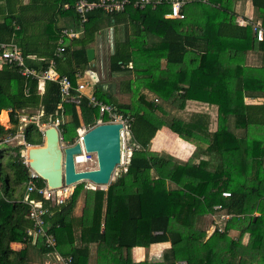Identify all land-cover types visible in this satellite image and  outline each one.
<instances>
[{
  "label": "trees",
  "instance_id": "1",
  "mask_svg": "<svg viewBox=\"0 0 264 264\" xmlns=\"http://www.w3.org/2000/svg\"><path fill=\"white\" fill-rule=\"evenodd\" d=\"M129 1L123 12L89 11L79 28L76 0H29L26 5L0 0V9L6 12L0 20V43H14L29 68L45 70L53 60L54 70L69 79L71 94L77 74L82 76L90 65L86 50L96 35L113 26L125 31L122 39L114 38L108 67L111 73L128 77L120 89L131 100L117 103L100 84L94 85V95L131 119L134 149L106 190H85L81 183L64 204L46 203L52 216H43V221L55 237L58 253L71 256V264H88L91 249L95 264H150L131 262L132 249L168 242L170 247L157 264H264V103L245 102L264 99V0H192L182 7L183 19L165 17L170 12L167 2L139 10L132 7L135 0ZM245 1L254 9V18L240 26L235 8ZM64 5L68 9L63 10ZM35 10L48 15L47 21L26 17ZM61 16L73 19L81 33L64 38L63 52L55 56L64 29L58 24ZM258 21L261 41L250 24ZM38 85L37 80L20 76L17 68L0 66V114L8 111L10 124L9 128L0 124V142L16 134L18 116L25 110L41 112L39 125L61 119L59 130L66 144H73L82 125L107 121L85 98L78 108L62 104L57 83L45 81L42 93ZM174 93L179 94L180 110L186 101L216 106V130H208L202 114L187 121L168 120L157 103H167ZM39 125L33 121L25 125L26 145L42 144ZM163 127L196 146L186 162L149 150ZM24 148L22 144L0 148V264H32V249L40 255L51 251L41 239L33 241L27 234L32 221L29 206L22 202L28 181ZM36 185L43 187V180ZM82 192L85 199L77 217L74 210ZM222 192L230 196L222 197ZM39 198L35 192L28 194L30 200ZM217 205L232 215L222 233L212 227L210 218Z\"/></svg>",
  "mask_w": 264,
  "mask_h": 264
},
{
  "label": "built area",
  "instance_id": "2",
  "mask_svg": "<svg viewBox=\"0 0 264 264\" xmlns=\"http://www.w3.org/2000/svg\"><path fill=\"white\" fill-rule=\"evenodd\" d=\"M192 0H135L132 4V7L135 9L142 10L146 8V6H151V8H155L156 6L162 4L163 2H167L170 5V12L165 16L169 19H183L185 15L182 12V7L186 4L191 2ZM205 1V0H204ZM130 4L129 0H96V1H88V0H76L74 5V12L78 16L79 20V28L82 26L86 21V14L93 9L100 8L103 10L105 14H114L123 12L125 7ZM64 9H68V5H64ZM253 33L255 34V38L257 41H261L263 39V31L260 28V25L257 23L253 26ZM79 33V31H73V29H62L61 31V38L58 43V47L55 50L54 55L60 56L63 52V40L64 38L73 39ZM81 33V32H80ZM61 44V45H60ZM7 65L13 66L18 69V73L24 79L28 80H37L38 91L39 93L43 92L44 82L51 81L55 82L59 86L60 90V97L61 103H73L78 108L82 98H85L88 101V104L92 108H97L98 112L101 116L105 115L107 121H103L102 119L98 120L97 124H105V123H118L122 125L120 130V144H121V157L119 166L125 165L123 157V150H127L131 152V148L128 149L126 147V137L130 133V125L131 119L129 117H124L121 113H119L116 108L112 104H108L104 101L98 100L94 95V89L90 88V82L82 79V76L77 74V82L76 88L74 89L75 94H71L72 85L69 79L66 76H60L54 70V62L53 60L50 61L49 66L45 70H36L33 68H29L25 65L24 58L21 54L20 49L12 42L8 43H0V66ZM88 73H92L89 71V67L86 70ZM90 75V74H89ZM91 77V76H90ZM92 79V78H91ZM42 84L43 88L40 89L39 86ZM91 84L94 85V82L91 81ZM89 88L91 91L90 93H86V89ZM61 104V105H62ZM61 105L58 106V109H62ZM63 118V117H61ZM9 124V116L6 121ZM61 119H55L54 121H50L48 126H53L58 131L59 142L63 144V138L59 130V126L61 124ZM6 123V124H7ZM4 128H8L5 125H2ZM43 132V130H40ZM78 131V130H77ZM86 132V131H85ZM84 134V133H83ZM82 134V135H83ZM82 135L77 133V137L74 140L73 144L79 142L82 146ZM21 136V135H20ZM15 135L7 136L0 142V147L9 145L15 140ZM23 138V135L21 136ZM73 144H64V147L71 146ZM24 147H29L24 142ZM84 150H82V153ZM74 155V166L75 171H85V170H92L96 167V158L93 153H86V158L83 162L84 165L92 164L94 167H86L82 170L76 169V160L80 155ZM23 155V163L25 167L27 166V161L25 155ZM129 161V159H128ZM127 161V163H128ZM125 167V166H124ZM40 179V177L33 172L32 170L28 169V181L26 183V195L23 198L22 202L26 203L29 206L28 218L32 221V228L27 232L29 236L33 238V241L37 239L42 240V245L48 249H51L50 253L54 255L58 264H71L72 258L71 256H62L57 251V245L55 237L52 233L48 232L46 224L43 221V216L51 217L52 213L50 212L49 208L46 206V203H50L51 205L60 206L64 204V202L71 196L72 192L66 194L67 186H63L60 189H49L44 182V186L41 188H37L36 181ZM89 189V188H88ZM73 191V190H72ZM35 192L41 196L39 199L30 200L28 199V194ZM222 197H229L230 194L228 192H222ZM214 213L211 214L210 218L212 220V227L216 229L219 233L223 232V225L224 221H228L232 218L231 214L226 213L222 210L220 205H217L213 208Z\"/></svg>",
  "mask_w": 264,
  "mask_h": 264
},
{
  "label": "water",
  "instance_id": "3",
  "mask_svg": "<svg viewBox=\"0 0 264 264\" xmlns=\"http://www.w3.org/2000/svg\"><path fill=\"white\" fill-rule=\"evenodd\" d=\"M87 61L94 59V49L86 50ZM121 124H97L82 135V146L79 142L63 147L59 142L58 131L53 126H48L42 132V144L30 146L24 153L28 169L35 172L49 189H60L63 186H73L81 182L104 187L111 181L115 168L120 163ZM1 148V147H0ZM82 150L94 153L96 167L92 170L75 171L74 155H79Z\"/></svg>",
  "mask_w": 264,
  "mask_h": 264
},
{
  "label": "rangeland",
  "instance_id": "4",
  "mask_svg": "<svg viewBox=\"0 0 264 264\" xmlns=\"http://www.w3.org/2000/svg\"><path fill=\"white\" fill-rule=\"evenodd\" d=\"M243 4H244V2H242V6H243ZM237 14L238 15L236 16V23L238 25H240V26L245 25V23H246L245 20L246 19L244 18V15H243V7H241L240 9H237ZM63 22L66 23L65 24V28L66 29H72L74 27L73 19L66 21V19L64 18ZM250 24L253 27L257 23L251 22ZM258 24L260 25L259 21H258ZM61 25H64V24L61 23ZM122 36H123V32L121 30H119L118 32L116 31L115 34H114V32L112 30H109L108 28L104 29L102 34H98L97 40L93 44V49H94V52H95L94 59L91 61L90 65H89V71H91L92 74L95 75V80H93V78L91 79V77H90L91 75H89V73L86 70L82 74V79L90 82V88L92 87L94 89V85H96V84L102 85V87L105 90H108L110 95L113 97V99L119 104H125V103H128L131 100V95L128 94V93L122 92L121 89H120L121 88V83H123L125 81V79H128V77H126V75H122V73H120V74L111 73L109 71V67H108V62H109L108 58L113 52L114 38L117 37L118 39H122ZM149 40L151 41L152 39L149 38ZM77 81L78 80H76V82ZM91 81L94 82V85L91 84ZM90 91L91 90L89 88L86 89V93H90ZM141 92H142V94H144L146 96L147 100H152L153 96L149 92H147L145 89H142ZM245 102L251 103L250 100H245ZM157 104H159L167 112V114L169 116L168 120H170L171 118L178 117V118H182L185 121H187L188 117L192 113V111L183 112L180 109H178V107L180 106V98H179V94L178 93L172 94L170 96V98L168 99L167 103L159 101ZM6 115H7V118H8V114H6ZM28 115H33V116L32 117H30V116L28 117ZM40 117H41V112H39V111L25 110V112H21L19 114V116H18V120H19L20 126H19V128H18V130H17V132L15 134V136L16 135L17 136L15 137V140L12 143H10L9 145L10 146H16L18 144H22L23 141H22V137L21 136H22V131H23L25 125L28 124L31 121H33V122H35V124L39 125V118ZM63 118H64L63 119L64 122H67L69 120V117H63ZM98 120H100V119H98ZM98 120L95 122V125H97ZM2 122H4V121H2ZM2 122L0 121L1 124H5L6 123V122H4V123H2ZM94 126H84V125H82L81 128L83 127L84 128L83 130L87 131V130L91 129ZM9 127H10V124H9ZM47 127H48V123L47 124H43V125H39V129L40 130H43L44 128H47ZM76 132L78 133L77 130H76ZM125 139H126V142H125L126 143V147L128 149L131 148V151H132L134 149V146L132 145L133 144L132 143L133 140H132V138L130 136V133L127 135V137ZM176 142H178V141H176ZM64 144H66V142H63V144H61V145H63V147H64ZM153 146H155V144ZM27 148L28 147H26V148H24V150H22L23 154L26 152ZM155 153L157 154L158 152H155ZM130 155H131L130 151L123 150V157H124V160H125L124 162H126V163H125V165H121V166L118 165L115 168L114 173L111 176V181L109 183L113 182L118 177V175L122 172V169L124 168V166L127 165V161L129 159ZM86 167H94V165H92V164L76 165V169L77 170H82V169H84ZM81 183L84 184V189L85 190L88 189V188H89V190H106L107 186L109 185L108 184V185H106L104 187H99V186L90 184L88 182H81ZM81 183H78V184H81ZM76 185L67 186L66 187L67 191L65 193L68 194L69 192H72V190L74 189V187ZM84 199H85L84 192H82L80 194L79 198H78V202L80 201L79 207L81 206V204H82V207H83ZM79 210L82 211V209H79ZM205 222H206V225H207L208 219ZM205 222H204V225H205ZM223 223L225 224V221ZM31 258H32L31 263H33V264H58V262L55 260V257L52 254L40 255L38 253V251H36L35 249L31 250Z\"/></svg>",
  "mask_w": 264,
  "mask_h": 264
},
{
  "label": "crops",
  "instance_id": "5",
  "mask_svg": "<svg viewBox=\"0 0 264 264\" xmlns=\"http://www.w3.org/2000/svg\"><path fill=\"white\" fill-rule=\"evenodd\" d=\"M28 2H29V0H21L22 5H26ZM1 6H2V3L0 2V7ZM239 7L240 8L243 7V15H244V18L246 19L245 22L248 21V20L251 21L254 18V9L249 4V2L245 1L243 6H242V4L238 5L235 9H240ZM63 10H65V9H63ZM5 13L6 12H4V11H2L0 9V20H1V15L3 16V15H5ZM37 13H38L37 10L31 11L30 14H28L26 12V17H28V19H29L30 17L33 16V17H38L37 20L39 19L41 22H46L47 21L48 15H46V14L39 15ZM67 18H65V19H67ZM63 20H64V17L61 16L60 20L58 21V24L59 25H61V23L62 24H66V23L63 22ZM128 27H130V25ZM63 28L66 29L65 25H63ZM72 29L75 32L78 31V29H76L75 26ZM108 29L112 30L114 32V34H115L116 31L117 32L119 31V27L118 26L109 27ZM103 31H104V29L99 34H102ZM129 33L130 32H128V34ZM77 34H78L77 36H80V30H79V33L77 32ZM123 36H125V31L123 32ZM97 37H98V35H96L95 42L97 40ZM62 40L64 42V39H62ZM63 45H65V43H63ZM92 48H93V45H92ZM94 55H95V52H94ZM39 88L40 89L43 88L42 84H40ZM248 100H250L251 103L253 102V104H255V103H258V104L259 103H264V99H255V100L248 99ZM181 111H183V112L192 111V113L188 117V120H190V118L192 117L193 114L206 115L207 122H208V130L211 131V132H214L216 130V117H217V107L216 106L211 105V104L196 102V101H186L184 109L181 110ZM1 112H5L6 114H8V111H5V110H3ZM6 114H5V121L4 122H6V120H7V115ZM4 122H2V123H4ZM6 123L5 124H1L0 123V124L1 125H5V126L8 125L7 127H9V124L8 123L6 124ZM156 135L159 138L157 139V143L155 144V146H153L154 145L153 143H154V141L156 139ZM176 141H178V142H176ZM151 142L152 143L149 146V150L151 152H154V153L158 152L157 154H167V155H170V156L172 155V157L174 159H176L178 162H186L191 157V155L196 151V146L195 145L187 143V142L181 140L180 138L177 137V135L173 134L170 130H168L165 127L161 128L160 130L157 131V133L155 134V138H153ZM79 203H80V201L77 202L76 209L74 210V215L77 216V217H79L81 215V212H82L81 210H79V209H82V204H81V206H80L81 208H80L79 207V205H80ZM77 233L78 232H76V234ZM169 247H170V244L168 242L167 243H158V244H155V245H151L148 248L135 247L131 251V262L138 263V262L147 261L150 264H157V263L161 262V260H162L161 258H162L163 252L166 251ZM13 249L18 250V249H20V246L19 245H14ZM49 254H51V253H49ZM89 259L90 260H88V264H95V262L93 260L94 259L93 249H91L90 258ZM55 260H56V258H55Z\"/></svg>",
  "mask_w": 264,
  "mask_h": 264
},
{
  "label": "bare ground",
  "instance_id": "6",
  "mask_svg": "<svg viewBox=\"0 0 264 264\" xmlns=\"http://www.w3.org/2000/svg\"><path fill=\"white\" fill-rule=\"evenodd\" d=\"M0 120L1 121H5V112H1ZM78 132H79L80 135H82L85 132V130H83V128L82 129H78ZM85 158H86V152H84L83 154L80 155V157L77 158L76 165H83V162H84Z\"/></svg>",
  "mask_w": 264,
  "mask_h": 264
}]
</instances>
